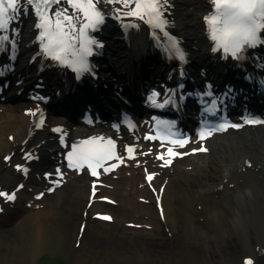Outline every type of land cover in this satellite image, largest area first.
Here are the masks:
<instances>
[{
    "label": "bare ground",
    "instance_id": "1",
    "mask_svg": "<svg viewBox=\"0 0 264 264\" xmlns=\"http://www.w3.org/2000/svg\"><path fill=\"white\" fill-rule=\"evenodd\" d=\"M162 1L172 30L183 40L195 63H204V1ZM107 3L95 0L102 13L110 10ZM24 10L28 16L20 45L26 54L20 55L19 73L33 57L28 53H34L31 39L41 13L51 16L54 28L56 12L66 10L77 26L84 20L83 13L71 8L68 0H52L47 7L39 0L34 5L23 0L18 11L23 14ZM13 26L20 31V22ZM69 32V43L78 51L79 41L71 37L79 33ZM119 38L107 48L113 49L109 52L115 63H120L117 69L123 73L122 83L129 85L131 79L137 80L143 65L139 60L126 62L123 58L128 53L134 59L133 51L141 44L136 35L125 46ZM67 58L72 60L71 50ZM158 70L156 64L150 68L151 72ZM54 76L60 77L63 85L75 82L59 69ZM53 86L47 78L45 91L50 96ZM75 87L67 101L73 102L79 112L94 113L96 121L104 106L98 100L86 99ZM94 94L89 91L86 96ZM88 105L94 109H88ZM40 110L24 101L0 105V170L22 184L19 191L0 185V193H15L13 204L0 196V264H31L48 252L54 256L61 253L67 264H246L247 260L264 264V127L213 139L207 144L205 156L182 160L173 173L159 170L147 156L140 157L137 168L128 167L125 179L104 181L91 202L92 181L84 175L78 180H63L65 186L35 202L34 196L48 188L44 173L52 175L48 181H54V171L60 167L59 135L73 140L106 132L103 127L91 130L78 125L82 120L73 123L52 116L39 131L32 112ZM58 127L62 130L55 133ZM6 157H10L7 164L3 161ZM28 157L34 159L27 162ZM143 168L154 174L151 185L155 193L144 182ZM100 199H109L115 206L101 204ZM97 214L111 217V224L96 221ZM128 224L134 227L128 228Z\"/></svg>",
    "mask_w": 264,
    "mask_h": 264
},
{
    "label": "snow or ice",
    "instance_id": "2",
    "mask_svg": "<svg viewBox=\"0 0 264 264\" xmlns=\"http://www.w3.org/2000/svg\"><path fill=\"white\" fill-rule=\"evenodd\" d=\"M32 5L37 3V0H28ZM52 0H39L45 7ZM59 3V0H56ZM106 2L115 3L117 0H106ZM125 7H128V0H120ZM213 5L214 14L205 17V21L209 28V39L213 41L211 51L217 52L222 50L224 53H229L234 59H241L242 52L245 46L255 47L259 43H264V39L258 36L261 30H264V0H210ZM23 0H0V31L4 30L6 18L11 19L10 13L14 14L19 10V6ZM71 8L79 10L83 13L84 20L80 25L73 24V17L67 14V11L56 12L54 15L55 28L51 16L38 18L39 23L36 27L41 31L37 39L41 40V49L45 55L57 61L61 66H71L78 74L88 71L89 65L86 57L92 52V45L98 44L94 39L85 35L86 30H96L98 25L103 23L104 14L95 6V0H68ZM135 11H130L129 15L143 19L149 17V23L159 28L161 31H166L163 12L160 10L159 0H134ZM35 11V9H34ZM77 32L79 36H72V39L79 41V50H76L75 45L69 43L71 33ZM7 39V38H5ZM171 49L175 51L178 58L183 61L184 54L179 48L175 40L170 42ZM71 50L72 60L67 56ZM79 79V75H77ZM264 83V81H262ZM213 106L215 101L212 102ZM238 127V125H235ZM224 125H220L223 128ZM203 138V134H202ZM111 145V141L108 142ZM171 152V150H169ZM76 158L79 161H87L89 167L92 166V157L86 151L76 153ZM95 175V173H93ZM152 179L151 176L148 177ZM0 196H6L12 199L8 193H0ZM104 220H109L111 217L104 216ZM250 264V262H249Z\"/></svg>",
    "mask_w": 264,
    "mask_h": 264
},
{
    "label": "rangeland",
    "instance_id": "3",
    "mask_svg": "<svg viewBox=\"0 0 264 264\" xmlns=\"http://www.w3.org/2000/svg\"><path fill=\"white\" fill-rule=\"evenodd\" d=\"M15 182L16 181H12L6 171L0 170V185L6 187L11 184L12 186H14ZM31 264H67V261L66 259H64V256L61 253H57L54 256L52 253L49 254L48 252L46 254L39 255L38 257H36Z\"/></svg>",
    "mask_w": 264,
    "mask_h": 264
}]
</instances>
